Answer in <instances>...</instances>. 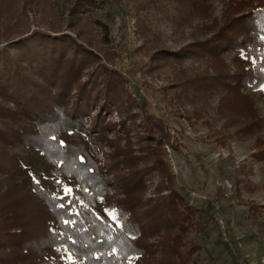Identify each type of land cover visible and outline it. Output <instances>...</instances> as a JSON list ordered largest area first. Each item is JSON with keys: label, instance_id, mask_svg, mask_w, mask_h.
Here are the masks:
<instances>
[{"label": "trees", "instance_id": "1", "mask_svg": "<svg viewBox=\"0 0 264 264\" xmlns=\"http://www.w3.org/2000/svg\"><path fill=\"white\" fill-rule=\"evenodd\" d=\"M87 1L77 4L92 10L103 1L114 5V0ZM195 1L201 2L180 0L187 11L181 6L179 11L188 19L204 16L200 12L209 5V0L200 6ZM36 11L34 18H21L0 34V264H197L199 236L212 228L214 217L210 203L197 205L185 197L162 157V146L175 147L179 137L143 102L137 106L142 127L130 123L139 113L122 95L123 81L114 70L98 68L101 56L94 43L87 38L78 42L62 32L73 30L78 16L63 28L55 17L52 22L46 16L36 18ZM238 19L242 29L231 27L229 16L215 20L205 27L204 32L212 30L207 36L165 54L167 60L188 56L202 63L180 67L170 77L183 92L172 109L189 125L201 117L207 136L217 142L230 134L244 139L263 125L251 92L260 90L264 98V0ZM32 23L37 27L31 29ZM226 50L234 52V72L221 56ZM221 89L213 119L223 122L216 128L202 117L200 104L207 108L203 99ZM185 103L192 108L186 109ZM114 112L124 137L136 145L129 154L128 147L105 150L111 162L104 165L94 157L91 144L102 146L111 125L106 118ZM251 154L264 160L259 136ZM151 177L156 181L147 185ZM56 180L79 197L68 208L55 206L61 201L52 194L62 195ZM147 189L156 196L149 198ZM247 203L251 213L264 212V203ZM72 207L80 215H69ZM105 209H115L123 226L113 224ZM64 220L76 223L65 225Z\"/></svg>", "mask_w": 264, "mask_h": 264}, {"label": "rangeland", "instance_id": "2", "mask_svg": "<svg viewBox=\"0 0 264 264\" xmlns=\"http://www.w3.org/2000/svg\"><path fill=\"white\" fill-rule=\"evenodd\" d=\"M77 1L0 0V34L5 27L21 18H34V10H37L36 18L46 16L49 22L56 19L63 28H66V21L78 16L80 20L74 24L75 28L62 32L69 33L78 42L87 38L94 43L101 56L98 55L101 59L98 68L114 70L123 81L125 92L121 93L130 99L140 117L130 123H139L142 127V110L137 106L143 102L146 109L163 117L170 132L179 137L175 147L170 143L162 146V157L185 197L197 205L210 203L214 217L212 228L199 236L202 248L196 254L197 264H264V212L260 210L253 214L247 206V201L258 206L264 203V160L251 154L257 136L264 142V98L260 97V90L251 92L254 106L263 117V125L258 131L244 139L230 134L222 142H217L207 136L201 117L194 125H189L172 109L176 106L173 103L177 102V95L183 92L175 86L176 79L170 77L180 67H199L202 63L188 56L178 61L167 60L165 55L170 50L181 49L187 41L207 36L212 30L204 32L205 27L215 20L223 21L229 16L233 19L231 27L242 29L238 19L240 15L246 13L252 4L263 0H209V5H204L203 0L200 4L195 1L194 5H204L202 12L198 6V11L204 16L197 14L190 19L180 12L182 10L179 11L180 6L187 11L180 0H114V5L103 1L94 10L78 5ZM85 2L88 3L87 0ZM30 27L34 29L37 26L32 23ZM233 54L231 50L221 54L232 72L235 71ZM222 93L223 89L208 93L203 99L207 108L201 109L200 104L201 112L205 111L202 117L210 119L216 128L223 122L220 117L213 119ZM235 107L238 108V104ZM185 108L189 110L192 106L185 103ZM119 118L115 112L108 115L107 123L111 121V125L106 130L104 143L102 146L91 144L94 157L104 165L111 162L106 159L105 150L113 151L115 146L120 151V148L128 147L129 154L130 147L136 145L131 138L124 137L126 134L118 126ZM128 119L124 120L128 122ZM15 150L25 154L19 147ZM145 181L149 185L156 179L151 177ZM154 194L147 189L149 198L155 197Z\"/></svg>", "mask_w": 264, "mask_h": 264}, {"label": "snow or ice", "instance_id": "3", "mask_svg": "<svg viewBox=\"0 0 264 264\" xmlns=\"http://www.w3.org/2000/svg\"><path fill=\"white\" fill-rule=\"evenodd\" d=\"M261 39H264V37H261ZM243 56V53H242ZM247 57H245L246 59ZM261 71H264V68L260 69ZM262 90H264V85H262ZM53 139H56V137H53ZM63 141H60V144L63 145ZM81 162H83V158H81ZM47 179V178H45ZM34 183L39 184L40 181L37 178H33ZM57 185L61 186L62 189V195H56V193H53V197L55 200H60L61 203L58 205H55L56 207L59 208H68L69 205H73L75 200H78L79 197L74 195L73 189L69 186H67L66 184H63L61 181L56 180L54 181ZM65 198H68L67 200H65ZM80 206L81 207H87V205H85L83 203V201L80 202ZM105 214L106 216L112 221L113 224H115L117 227H122L123 225H121L119 223V221L122 219V217L120 216V214L115 210V209H105ZM69 215H80V212L78 209H76L75 207L69 208ZM97 219H100L99 216H97ZM76 223L75 220L73 221H69V220H64V224L65 225H69V224H74ZM108 227H112V224H108ZM113 251H115V249H113Z\"/></svg>", "mask_w": 264, "mask_h": 264}]
</instances>
